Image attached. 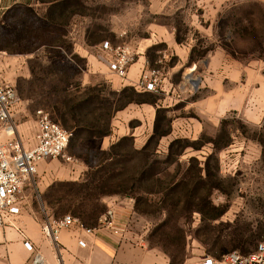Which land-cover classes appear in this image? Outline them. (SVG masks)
Instances as JSON below:
<instances>
[{"label":"rangeland","instance_id":"obj_1","mask_svg":"<svg viewBox=\"0 0 264 264\" xmlns=\"http://www.w3.org/2000/svg\"><path fill=\"white\" fill-rule=\"evenodd\" d=\"M50 9L47 5L39 7L40 16L37 17L30 10L21 8L8 17L6 28L0 29V48L9 49L8 52L0 50V82L12 86L19 98L14 122L18 126L17 137L25 145L34 141L38 109L46 111L61 126L58 119L65 115L68 125H72L65 103L93 94L94 105L87 116L106 118L109 110L114 111L124 104L125 97L117 94L124 88V83L127 84L125 87L137 89L141 72L134 77L129 71L127 80L111 73L104 59L103 42L128 45L135 54L132 65L141 56L155 62V67L142 72L150 74L157 71L156 76L161 80L158 91L136 99L155 96L159 98V104L165 99L166 92L162 91L166 89L165 79L169 77L177 83L183 81L185 67L179 68L177 57L166 43L158 42L151 47L155 42L153 34L158 29H176L183 43L195 45L191 58L196 57L202 65L187 74L188 79L197 76V71L208 75L203 61L208 62V57L219 50L241 62L264 61V0H68L63 16L58 13L47 15ZM172 64L176 67L168 68ZM214 86L206 85L197 96H204L209 99L208 103L212 102L216 91ZM129 94V91L124 93L126 96ZM197 96L189 98L176 91L172 97L182 99L181 102L173 105L172 100L169 101L171 106L160 107L166 110L164 115L167 119L172 118V130L173 127L185 129L189 123L197 124V120L202 130L196 135H185L177 129L178 133L163 137L158 147V166L164 168L163 161L172 140L187 138L193 141L202 133L212 137L217 133L221 120L225 119L231 143L218 153L219 188L214 189L211 196L213 205L218 208L212 213L220 215L212 219L195 211L178 224L170 220L165 229L168 238L154 232L156 226L164 222V213L148 215L134 212L129 223V232L136 241L162 252V245L166 246L177 264L205 255L219 256L231 251L248 253L264 240V118L259 124H254L234 111L219 119L199 116L198 111L196 113L186 104ZM144 103L151 104L142 101L130 104L143 108ZM127 105L113 112L112 133L108 136L99 137L97 130L64 127L72 132L68 146L60 157L48 159L49 167L64 173L53 178L52 185L43 195L35 190L32 179L38 180V176H33L32 182L26 186L28 192L32 190L31 199L24 188L23 207L30 202L41 211V207L46 205L50 213L60 217L72 215L73 209L94 214L105 207L106 213L105 198H129L122 195L96 197L89 190L78 196L76 186L67 184L77 175L81 181L91 167L95 168L102 162L104 156L101 152L111 145L106 146L113 137V126H122L123 122L133 132H147L149 112L146 110L142 111L141 120L137 115L119 118V112ZM212 151L211 144L200 150L189 147L180 160L185 162L191 156L204 160ZM135 162L133 159L129 167L132 168ZM67 173L68 178H64ZM154 198L149 208L151 211L159 207ZM178 226L186 235L183 247L177 243L180 236Z\"/></svg>","mask_w":264,"mask_h":264},{"label":"crops","instance_id":"obj_2","mask_svg":"<svg viewBox=\"0 0 264 264\" xmlns=\"http://www.w3.org/2000/svg\"><path fill=\"white\" fill-rule=\"evenodd\" d=\"M41 6L46 5L39 0H0V29L4 30L8 17L21 8L22 10H30L39 17L38 8ZM153 37L155 42L151 47L158 45V42L166 43L172 54L177 57L180 64L179 68L185 67L183 81L177 83V80H171L169 77L165 79L167 81L165 87L168 90L165 88L162 90L166 92L165 99L160 103L162 106L159 103L156 105L144 103L142 108L138 105L132 107V104L129 103L120 111L121 113L119 112V118L128 119V117H133L132 115H137V119H140L143 116L142 111L146 110L149 112L147 132L145 134L141 131L133 132L126 128L122 122V126L117 125L115 128L113 126V137L108 140L106 146L130 135L134 139V147L140 149L145 144L147 136L153 131L157 109L171 106L169 101L172 100L174 101L173 105L181 102L182 99L172 97L173 93L178 91L179 94L191 98L201 93L200 91L206 85L211 84L215 85L216 90L213 92L212 102L208 103L209 99L204 96H197L186 102L196 113L198 111L199 116L219 119L227 112L234 111L241 113L247 121L254 124H259L263 120V60L241 62L219 50L208 57V62L207 60L203 61L206 64L204 68L209 73L208 75H203L197 71V76L188 79L187 74L198 70L202 65L196 57L191 58L195 45L183 43V41L179 42L176 29L174 31L158 29ZM0 50L8 52L9 49L1 47ZM154 63V61L150 62L141 56L130 67L129 71L136 77L140 72L143 73L142 70L155 67ZM176 64L169 65L168 68L174 69ZM126 85L124 83L122 86L125 87ZM136 90L146 93L152 92ZM177 129L185 135H196L200 133L202 126L197 120V124L189 123L185 129ZM177 129L173 127L171 134L178 133ZM49 163L48 160L41 162L36 174L38 180L32 179L33 184L36 185L35 190L41 194H44L52 185L54 177L64 173L61 170L52 169L53 167H49ZM67 176L68 173L64 178H68ZM79 176L77 175L72 182L79 181ZM29 182L25 184L24 188H26L25 191L31 199L32 190L28 192L26 187ZM104 201L108 210L111 209L114 214L110 225H98L92 227L91 232H87V227L78 223L62 228L58 233V240H54L51 235L46 234L43 231V226L64 215L56 217L49 212L46 205L41 207L40 211L34 203L28 202L27 206H22L19 215L12 216L4 226L0 227V264H170V258L164 252L148 246L144 242L136 241L129 232L131 217L135 215L132 199L114 196L107 197ZM26 241L32 245L31 249L25 247ZM79 241H84L86 245L81 246ZM202 259V257L188 258L183 264H200Z\"/></svg>","mask_w":264,"mask_h":264},{"label":"trees","instance_id":"obj_3","mask_svg":"<svg viewBox=\"0 0 264 264\" xmlns=\"http://www.w3.org/2000/svg\"><path fill=\"white\" fill-rule=\"evenodd\" d=\"M39 1L47 5L48 9L51 8L47 15L58 13L63 16L64 10L68 8V0ZM59 5L60 7L57 8ZM177 40L182 41L179 37H177ZM128 91L130 94L124 95ZM117 94L122 95L123 98L125 97V102L123 105L114 108V111L132 102L142 101L156 105L159 99L154 96L150 99L137 100L136 97L151 95V93L137 92L134 87H124ZM94 96L93 94L79 96L75 100L65 103L66 113L70 115V120L74 124L68 125V120L64 118V115L58 119L63 125L62 127L72 130H97L99 131V137L110 135L112 133L111 119L114 111L109 110L106 113V118L103 116H87L90 108L94 105ZM165 112L164 108L157 109L153 131L140 149L134 147L132 136H124L112 143L108 150L101 152L104 156L102 162L97 164L95 168L90 166L91 169L84 174L81 181L67 184L76 186L78 196L84 190L91 191L96 194V197L108 195L127 196L134 200L133 210L138 214L155 215L157 212L164 213L166 215L164 222L157 225L154 232L161 233L163 238H168V232L165 229L170 220L178 224L195 211L202 212L212 219L220 215L212 213L218 208L213 205L211 196L214 189L219 188L218 181L220 178L217 171L220 159L218 153L229 146L231 138L226 130L227 121L225 119L221 120L217 133L212 137H207L205 133H202L198 139L193 141L187 138H175L168 146L163 161L164 168H159L158 147L160 140L172 132V118L167 119L164 115ZM206 144H211L213 151L204 160H199L196 156L189 157L185 162L180 160V156L189 147H192L193 150H200ZM133 159L136 162L131 168L129 163ZM172 167L173 170H170ZM153 197H155L154 203L159 205L155 211L149 210ZM103 213H105V207L94 214H87L78 209H73L72 216L76 217L82 226L92 228L98 226L99 218ZM55 216L57 217V215ZM177 230L180 233L177 243L183 247L186 235L181 227L178 226ZM162 246L163 251L170 258V264H177L174 262L172 253L168 248Z\"/></svg>","mask_w":264,"mask_h":264},{"label":"built area","instance_id":"obj_4","mask_svg":"<svg viewBox=\"0 0 264 264\" xmlns=\"http://www.w3.org/2000/svg\"><path fill=\"white\" fill-rule=\"evenodd\" d=\"M104 59L110 72L120 78H128L129 69L134 62V53L128 45L103 42ZM155 70L150 74L142 73L136 85L142 91H158L160 78ZM19 98L15 89L0 82V227L12 216L19 215L23 206V189L27 182L38 172V165L48 159L60 157L68 146L72 132L55 122L43 109L36 111V132L32 144L25 146L17 137L18 126L14 122ZM114 214L109 209L99 219V225L108 226ZM79 220L71 214L53 219L43 226V231L58 240L62 228L76 224ZM93 228H87L91 232ZM85 246L84 241H79ZM28 249L30 242L24 243ZM200 264H264V240L247 254L231 251L219 257L205 255Z\"/></svg>","mask_w":264,"mask_h":264},{"label":"water","instance_id":"obj_5","mask_svg":"<svg viewBox=\"0 0 264 264\" xmlns=\"http://www.w3.org/2000/svg\"><path fill=\"white\" fill-rule=\"evenodd\" d=\"M197 84V82L195 83V85Z\"/></svg>","mask_w":264,"mask_h":264}]
</instances>
